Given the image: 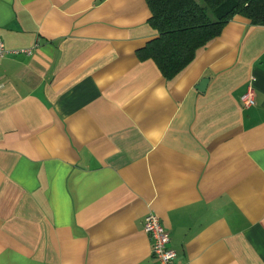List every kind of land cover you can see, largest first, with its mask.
I'll return each mask as SVG.
<instances>
[{"label":"crops","instance_id":"0c3cea01","mask_svg":"<svg viewBox=\"0 0 264 264\" xmlns=\"http://www.w3.org/2000/svg\"><path fill=\"white\" fill-rule=\"evenodd\" d=\"M148 17L0 0V264H160L148 212L174 264H264V22L233 17L166 80L138 56Z\"/></svg>","mask_w":264,"mask_h":264},{"label":"trees","instance_id":"16d2710c","mask_svg":"<svg viewBox=\"0 0 264 264\" xmlns=\"http://www.w3.org/2000/svg\"><path fill=\"white\" fill-rule=\"evenodd\" d=\"M149 25L156 35L138 49L166 80L173 79L195 58L199 48L217 37L235 16L251 24L264 22V0H146Z\"/></svg>","mask_w":264,"mask_h":264},{"label":"built area","instance_id":"2783aa9c","mask_svg":"<svg viewBox=\"0 0 264 264\" xmlns=\"http://www.w3.org/2000/svg\"><path fill=\"white\" fill-rule=\"evenodd\" d=\"M23 51H29L22 49ZM3 41L0 39V57L7 53ZM13 52H18L13 51ZM20 52V51H19ZM239 100L243 107L254 106L255 89L248 84L245 91L240 95ZM143 230L151 240V253L159 260L160 264H174L176 252L169 246L170 237L168 231L163 227L160 218L153 212H148L143 218Z\"/></svg>","mask_w":264,"mask_h":264},{"label":"water","instance_id":"95a60500","mask_svg":"<svg viewBox=\"0 0 264 264\" xmlns=\"http://www.w3.org/2000/svg\"><path fill=\"white\" fill-rule=\"evenodd\" d=\"M207 84V79L204 78L202 79L200 82H199V85L197 86V89L200 90V91H203L205 86Z\"/></svg>","mask_w":264,"mask_h":264}]
</instances>
